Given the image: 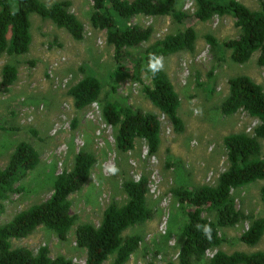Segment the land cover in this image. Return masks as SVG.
Returning a JSON list of instances; mask_svg holds the SVG:
<instances>
[{"label": "rangeland", "instance_id": "rangeland-1", "mask_svg": "<svg viewBox=\"0 0 264 264\" xmlns=\"http://www.w3.org/2000/svg\"><path fill=\"white\" fill-rule=\"evenodd\" d=\"M42 1L52 4L60 0ZM69 1L72 3L70 12L84 25L83 40L76 41L66 30L32 15L33 41L29 52L0 58V83L6 64H14L18 69V79L9 91L0 89V169L7 165L16 145L21 142L31 144L40 154L38 167L18 184L21 191L4 203L0 221L9 222L19 212L49 199L53 177L71 170L76 155L85 150L95 155L96 164L82 190L70 196L71 213L77 222L67 239L61 241L53 231L39 227L27 238L13 240V247H24L36 253L47 246L52 259L64 256L73 264H85L87 251L77 242L79 226L98 227L110 204L126 203L123 183L138 181L144 176L148 178L147 202L153 217L125 232L126 236L137 234L142 238L140 247L126 264H178L184 241L181 228L188 220L186 210L190 207H182L173 191L181 187L215 185L227 170L224 137L235 133L252 135L258 120L244 111L225 117L218 105L228 95V81L234 76H248L264 87V67L257 64L258 54L239 65L232 62L229 51H213L207 43L206 35L214 36L220 44L238 38L240 30L231 16L182 23L170 16L135 17L131 23L142 28L152 27L153 37L139 48L125 50L122 59L117 60L115 48L107 43L106 32L91 25L92 1ZM237 1L256 11L260 10L262 2ZM176 9L193 15L195 5L192 0H179ZM189 27L198 34L194 52H180L164 58L163 72L181 101L179 115L185 129L177 133L167 117L143 93V84L150 85L151 78L143 72L139 81L136 67L145 50L157 40ZM87 75L99 78L102 94L97 103L77 110L69 90ZM108 101L128 103L135 110L158 116L161 144L157 154L151 155L142 139L136 140L129 152L117 148L116 129L102 117L103 105ZM195 109H202V114L196 115ZM260 142L264 158V140ZM106 161L118 167L117 174H105L102 165ZM263 186L264 181H259L236 190V209L252 218L264 217ZM203 217L215 220L216 215L205 211ZM249 225L247 219L234 227L220 228L223 243L219 249L226 253L264 251V238L255 247L240 241ZM213 253L210 251L199 264H209ZM114 258L111 256L104 264H112Z\"/></svg>", "mask_w": 264, "mask_h": 264}, {"label": "trees", "instance_id": "trees-1", "mask_svg": "<svg viewBox=\"0 0 264 264\" xmlns=\"http://www.w3.org/2000/svg\"><path fill=\"white\" fill-rule=\"evenodd\" d=\"M93 3L90 22L93 28L106 32L107 43L115 48L116 59L120 60L127 49H136L150 42L154 29L142 28L131 21L138 16L173 17L177 22H208L212 18L231 16L240 30L238 38L220 44L212 35L205 39L213 51H229L232 62L243 65L256 54L257 64L264 67V0L260 10H251L237 0H192L193 15L176 9L179 0H91ZM72 3L60 0L46 4L42 0H0V58L22 56L29 52L33 37L31 16L37 15L58 28L66 30L74 40L84 38L83 23L70 12ZM198 34L192 27L175 34L166 35L145 50L136 67L139 81L143 72L151 78L150 85L143 84L147 99L163 113L177 133L184 131V121L179 115L181 101L174 85L163 71L153 75L147 70L149 54L167 58L180 52H194ZM223 57L220 58V61ZM213 76V73L210 74ZM18 79L14 64H6L2 70L0 89L8 92ZM228 95L220 102L219 111L233 116L244 111L258 120L253 134L235 133L224 137L228 167L215 185H202L190 189L181 187L173 191L181 206L189 205L188 220L181 228L183 245L178 254V264H199L207 254L214 252L209 264H264V251L226 253L219 248L223 243L219 229L234 227L244 220L250 225L240 236L248 247L257 246L264 238V217L252 218L236 209L234 192L259 181H264V158L261 140H264V87L248 76H234L229 79ZM103 85L95 75H87L69 90L74 107L83 110L97 103ZM104 121L116 129V145L122 152L134 148L135 141L142 139L149 153H158L161 144V123L154 113L135 110L128 103L108 101L103 105ZM40 164L39 152L29 143L16 145L7 165L0 169V216L4 203L22 188L18 184ZM96 164L93 153L81 150L75 157L71 170L56 175L51 180L52 194L46 201L16 214L6 223L0 221V264H73L72 260L59 256L50 257L49 248L41 247L36 253L24 248H14L13 240L25 239L39 227L53 231L65 241L77 222L72 215L70 196L82 190L92 176ZM123 189L127 201L123 205L110 204L104 211L98 227L82 224L78 228V246L87 251L85 264H104L115 256L112 264H126L138 250L142 238L125 235L132 227L152 219L153 213L147 202L148 178L138 181L126 180ZM261 202L264 208V186L261 188ZM208 211L215 214V220L203 217ZM211 227V240L196 225ZM171 264V263H170Z\"/></svg>", "mask_w": 264, "mask_h": 264}, {"label": "clouds", "instance_id": "clouds-1", "mask_svg": "<svg viewBox=\"0 0 264 264\" xmlns=\"http://www.w3.org/2000/svg\"><path fill=\"white\" fill-rule=\"evenodd\" d=\"M146 67H147V70L150 71L153 75L157 74L160 71H163V69H164V58H163V56H159L156 54H149L148 64ZM194 113L196 115H200V114H202V109H195ZM102 167H103L105 174L115 175L119 171L118 167L114 163H112L111 161H106L104 163V165H102ZM195 227L197 230L202 231L203 234L209 240H211L212 229L210 226L197 224Z\"/></svg>", "mask_w": 264, "mask_h": 264}, {"label": "bare ground", "instance_id": "bare-ground-1", "mask_svg": "<svg viewBox=\"0 0 264 264\" xmlns=\"http://www.w3.org/2000/svg\"><path fill=\"white\" fill-rule=\"evenodd\" d=\"M98 136V135H97Z\"/></svg>", "mask_w": 264, "mask_h": 264}]
</instances>
